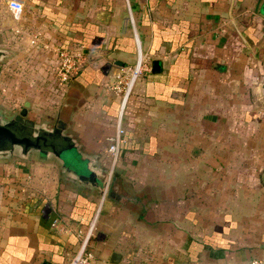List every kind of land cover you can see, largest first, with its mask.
I'll return each mask as SVG.
<instances>
[{
    "label": "crops",
    "instance_id": "0c3cea01",
    "mask_svg": "<svg viewBox=\"0 0 264 264\" xmlns=\"http://www.w3.org/2000/svg\"><path fill=\"white\" fill-rule=\"evenodd\" d=\"M24 3L20 38L33 32L39 41L24 45L25 55H38L19 76L28 112L27 96L37 113L55 96L53 117L38 121L58 120L97 169L108 172L120 114L125 142L111 174L116 197H101L54 160H0V264H66L90 223L91 264L264 256V0ZM137 39L145 69L121 111L112 84L134 64ZM48 41L84 54L61 90Z\"/></svg>",
    "mask_w": 264,
    "mask_h": 264
},
{
    "label": "water",
    "instance_id": "95a60500",
    "mask_svg": "<svg viewBox=\"0 0 264 264\" xmlns=\"http://www.w3.org/2000/svg\"><path fill=\"white\" fill-rule=\"evenodd\" d=\"M85 52L94 51L84 48ZM13 50L0 47V61L8 57ZM119 62V61H118ZM264 91V78H263ZM28 108L6 116L0 109V159L17 156L28 158L35 155L41 160H54L60 170L77 180L98 187L101 195L107 192L106 184L109 178L107 169L93 164V156L80 149L79 143L58 123L47 124L27 117ZM98 170V171H97ZM121 254L111 253V261L118 262ZM41 264H49L42 262Z\"/></svg>",
    "mask_w": 264,
    "mask_h": 264
},
{
    "label": "built area",
    "instance_id": "2783aa9c",
    "mask_svg": "<svg viewBox=\"0 0 264 264\" xmlns=\"http://www.w3.org/2000/svg\"><path fill=\"white\" fill-rule=\"evenodd\" d=\"M6 8L10 15L15 19H20L24 9V0H5ZM12 4L20 6V10L13 9ZM132 21V18H131ZM34 41V40H33ZM59 63L57 65L58 83L65 84L72 76L78 73L82 63L84 62V54L78 50H71L65 47L58 48ZM145 53H143L139 40L137 39V55L133 65L119 71L115 75L112 89L119 95V107L122 111L132 93L133 87L139 75L145 69ZM125 142L124 128L121 124V114L116 119V129L112 135L108 137L107 158H108V181L113 173L115 166L120 160L122 144ZM107 181V182H108ZM106 194L103 193L101 197ZM60 222V218L56 216L52 225L56 226ZM92 223L86 230H79V243L70 256L66 264H91L94 254L89 247L90 236L92 232ZM234 264H264V256L252 258L247 261H241Z\"/></svg>",
    "mask_w": 264,
    "mask_h": 264
},
{
    "label": "rangeland",
    "instance_id": "374dc122",
    "mask_svg": "<svg viewBox=\"0 0 264 264\" xmlns=\"http://www.w3.org/2000/svg\"><path fill=\"white\" fill-rule=\"evenodd\" d=\"M25 5L26 4L24 3V8H25ZM2 8H3V12H2L3 15L1 17L2 24H0V39H1L0 46L6 45L8 46L6 48L10 47L15 50V52L12 55H10L6 60L0 61V75H1L0 76V108H1V111L6 116H9V115L14 114L12 112L14 110H17L25 102V98H23L22 93H24L23 85H26L27 81L22 78L20 79L19 76L23 73L24 67L26 68L32 67V61L35 58H37V55H38L35 53H31L30 56L27 54L25 55L23 53L25 50L24 47L27 46L28 44L30 46L36 45L39 41L37 42V36H35L33 32H30L28 34L27 41L23 42V40H21L20 37L24 36V34L22 33V31H19L20 30L19 23H20L22 16L20 19L13 18L8 12L4 2L2 3ZM23 12H24V9H23ZM42 43H43L44 49H46L47 51H52L54 54H56L59 57V54L57 53V51H58V48H60L61 46H59L55 42L50 43L49 41L42 42ZM8 61H11L10 62L11 64H7ZM58 63L59 61L57 62V65ZM57 65H56V70H57ZM30 72H32V69ZM55 75H56V78L54 81L55 83L53 82L54 87H56V89L59 87L64 88V84L60 85L57 81L58 76L57 74ZM49 95L50 96L52 95L51 92L50 91H48V93L46 92V96H49ZM32 98L33 97H28V96L26 97V99H29V104L32 105V108H33V111H30L27 113V117H29L30 119L36 120V121L41 120L42 118H45V117H53V114H54L52 113L54 109L53 104L54 105L56 104L54 100L57 101V98L55 96H53V101H49L48 97L44 98V101H48V102L46 103L47 111L44 110L43 113H37L38 110L36 109H38L40 106H38V103H35L32 100ZM25 104H28V103H25ZM13 159L16 160L19 158L15 157ZM44 208L47 211L48 205H45Z\"/></svg>",
    "mask_w": 264,
    "mask_h": 264
},
{
    "label": "flooded vegetation",
    "instance_id": "af4514ba",
    "mask_svg": "<svg viewBox=\"0 0 264 264\" xmlns=\"http://www.w3.org/2000/svg\"><path fill=\"white\" fill-rule=\"evenodd\" d=\"M0 47H2V48H6V47H8V46H3V45H1ZM9 57V56H8ZM8 57H2V60L4 61V60H6ZM1 76V75H0ZM24 105H22V106H20L17 110H14L12 113H14V114H16V113H18L20 110H21V108L23 107ZM1 109V108H0ZM2 112V111H1ZM3 113V112H2ZM20 158V157H17V156H12V157H10V158H5V159H0V160H9V159H13V158ZM113 175H111V177H110V179H109V181L107 182V184H106V189H107V194H109V195H111V196H114V197H116L117 196V194L114 192V187H115V185L113 184Z\"/></svg>",
    "mask_w": 264,
    "mask_h": 264
},
{
    "label": "clouds",
    "instance_id": "9594fccd",
    "mask_svg": "<svg viewBox=\"0 0 264 264\" xmlns=\"http://www.w3.org/2000/svg\"><path fill=\"white\" fill-rule=\"evenodd\" d=\"M13 9H15L16 11L20 10V6L16 5V4H12Z\"/></svg>",
    "mask_w": 264,
    "mask_h": 264
}]
</instances>
